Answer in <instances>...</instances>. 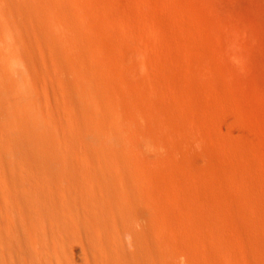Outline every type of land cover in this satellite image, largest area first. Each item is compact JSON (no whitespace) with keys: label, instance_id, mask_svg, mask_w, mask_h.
Masks as SVG:
<instances>
[{"label":"rangeland","instance_id":"obj_1","mask_svg":"<svg viewBox=\"0 0 264 264\" xmlns=\"http://www.w3.org/2000/svg\"><path fill=\"white\" fill-rule=\"evenodd\" d=\"M56 1L0 0V20H9L14 30L2 34L7 45L0 49V264H166L165 251L180 259L174 264L184 263L185 253L174 243L162 245L151 208L171 204L177 194L188 196L193 176H162L155 186L150 176L139 175L141 158L164 170L183 164L185 155L140 135L139 156L122 140L118 109L101 79L120 56L105 55L102 69L83 55L82 67L74 65L64 28L52 20ZM86 1L98 31L108 18L99 0ZM182 1L187 20H180L179 30L203 39L218 63L228 64L218 79L229 99V121L264 159V0ZM97 42L119 51L127 47L121 36ZM169 74L194 83L186 71ZM130 81L132 95L141 98ZM185 87L178 93L185 104L197 98L219 104L216 95H188ZM198 163L205 187L213 177L227 178L208 176L203 157ZM74 176H82V190ZM7 209L17 212L10 222Z\"/></svg>","mask_w":264,"mask_h":264},{"label":"bare ground","instance_id":"obj_2","mask_svg":"<svg viewBox=\"0 0 264 264\" xmlns=\"http://www.w3.org/2000/svg\"><path fill=\"white\" fill-rule=\"evenodd\" d=\"M58 2L60 7L52 20H58L64 28L63 40L76 57L74 65L82 67L83 55L102 69L108 65L105 55L120 56V64L101 74V79L109 86L115 102L112 106L118 109L121 128L117 130L122 140L136 149V154H141L137 139L141 135L156 146L185 155L183 164L176 168L166 165L164 170L141 158L144 162L139 176H150L155 186L162 176H193L188 196L180 197L172 191L171 197L176 196L171 204L162 202L151 208L162 245L169 249L174 243L185 253L186 262L179 264H264V159L254 155V145L229 121V99L218 79L228 71V64L218 63L203 39L179 30L180 20H187L184 2L99 0V9L108 20L98 31L92 26L95 18L86 0ZM3 22L7 25L5 33L0 32V49L7 45L2 34L11 36L14 31L9 20H0V28ZM82 33L86 46L83 54ZM120 36L127 45L123 51L107 49L97 42L98 37L103 42H116ZM169 71H186L194 83L189 85ZM126 76L138 84L141 98L132 95L131 78ZM77 78L82 84V70ZM184 86L188 95H216L219 104L210 105L197 97L192 104H185L178 94ZM66 139L61 133L60 141ZM199 156L211 169L208 176L227 178L213 177L208 181L209 188L205 187ZM73 182L82 190V176H74ZM15 215V209L5 210V221L10 222ZM168 238L171 241L165 244ZM163 257L166 264L180 260L175 261L168 251Z\"/></svg>","mask_w":264,"mask_h":264}]
</instances>
